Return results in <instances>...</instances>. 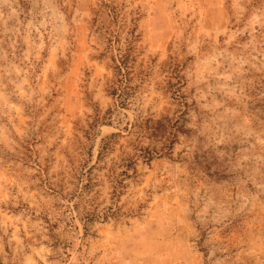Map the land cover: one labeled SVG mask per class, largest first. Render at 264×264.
<instances>
[{
	"label": "rangeland",
	"instance_id": "obj_1",
	"mask_svg": "<svg viewBox=\"0 0 264 264\" xmlns=\"http://www.w3.org/2000/svg\"><path fill=\"white\" fill-rule=\"evenodd\" d=\"M0 264H264V0H0Z\"/></svg>",
	"mask_w": 264,
	"mask_h": 264
}]
</instances>
